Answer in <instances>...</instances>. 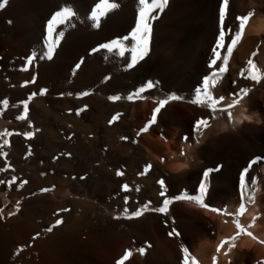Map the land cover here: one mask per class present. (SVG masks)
Segmentation results:
<instances>
[{"label":"bare ground","instance_id":"bare-ground-1","mask_svg":"<svg viewBox=\"0 0 264 264\" xmlns=\"http://www.w3.org/2000/svg\"><path fill=\"white\" fill-rule=\"evenodd\" d=\"M58 1L61 9L70 7L76 12L72 18L76 25L65 32L53 58L45 62L34 61L29 66L32 52L28 54L25 47L53 6L30 0L13 35L6 32L0 18V98L21 112L23 102L28 101L27 117L38 131L32 142L38 152L34 155L42 163L60 153L63 137L70 138L84 161L96 163L91 167L85 162L83 171L90 173L85 181L67 161L54 169L45 165L42 173L24 171L29 162L18 172L0 173L5 182L16 178L11 186L0 183V264H116L129 249L133 256L126 264H182V246L199 264H257L264 260V243H260L264 241V79L252 80L248 64L252 60L264 72V0H229L224 49L217 47L223 0H168L162 11L151 13L156 18L150 21L147 57L131 71L124 68L131 62L136 41L124 38L131 36L139 21V0H114L119 6L102 18L100 27L90 19L99 0ZM249 12L254 16L228 59L227 70L221 73L224 64L211 63L214 52L226 55L231 37L228 29L234 32L236 17ZM60 31L58 26L56 32ZM113 40H123V56L118 50L101 48ZM213 74H217L213 94L225 97V105L238 98L235 94L241 90H249L231 109V119L226 113L214 114L190 102L203 80ZM149 81L156 87L142 94L145 99H126ZM44 89L47 92L41 95ZM85 92L89 94L82 95ZM173 94L183 99L171 101L161 109L157 123L141 132L158 101ZM112 96L122 98L113 101ZM80 109L85 110L77 114ZM4 110L0 108V125H7L6 120L16 123L15 112ZM112 113H119L120 119L109 125L107 118ZM201 117L209 118L210 127L196 135L193 126ZM257 158L259 162L249 168L247 177L255 203H248L241 196L240 181L244 169ZM149 164L151 170L141 175L143 166ZM122 170L125 173L117 175ZM160 180L167 189L165 196L160 195L164 190ZM204 182L208 185L205 203L210 207L235 213L242 202L247 204L248 211L239 219L257 239L242 236L228 256L223 255L227 246L218 254L220 241L237 231L234 217L192 201H175L167 215L149 210L127 218L149 202V208L155 209L166 197L198 195ZM173 229L179 237L168 235ZM141 247L146 249L143 255L137 251Z\"/></svg>","mask_w":264,"mask_h":264},{"label":"snow or ice","instance_id":"snow-or-ice-1","mask_svg":"<svg viewBox=\"0 0 264 264\" xmlns=\"http://www.w3.org/2000/svg\"><path fill=\"white\" fill-rule=\"evenodd\" d=\"M168 0H139V3L141 5L139 10V21L134 29V31L131 33L130 37H125L124 39H132L136 41V47L131 49L132 57H131V63L128 65V67H133L139 60L143 59L149 50V41L152 31V25L151 20L155 19V16H152L151 13H153L155 10H163V8L167 5ZM7 4V0H0V8L5 7ZM119 5L114 2V0H99V2L95 5L93 11L90 14V19L93 21V24L95 27H100L102 18L106 17L108 13L116 9ZM229 12V0H223V7L221 9L220 13V23H221V31L219 35V41L217 47L219 49L225 48V31L223 28L224 19L228 15ZM76 16V12L70 8V7H64L60 11H57L48 21L47 24V41H46V51L39 54L40 59H48L51 60L53 58V55L55 54L56 48L60 45L61 40L64 38L65 33L63 31L56 32V28L60 25H66L69 23V21ZM254 16L253 12H249L244 16L236 17L238 21L237 29L233 32L232 29H228V32L231 33L230 37V43L226 48V55L221 56L220 51L214 52V59L211 61L213 65L216 64L217 61H221L224 64V68L219 69V71L222 73L227 70V64L228 59L231 57L233 50L236 48V46L239 44V42L242 40V38L245 35L246 28L248 27L250 21L252 20ZM101 48L107 49L108 51H115L118 50L119 54L123 56L125 54V48L123 45V40H113L112 42L108 44L101 45ZM99 49H94L93 51H98ZM37 52L33 51L32 54L27 59V64L31 66L33 62L37 59ZM83 61H81L82 63ZM249 64V76L254 81H260L261 79H264V72H261L257 66L253 63L252 60L248 61ZM80 64L78 63L76 65V68H79ZM24 70H27L25 68ZM33 83L35 80L32 81ZM217 84V74H213L209 76L208 78L203 80L202 88L197 89L195 93V98L192 99L190 102L192 104L209 108L211 111L215 113H226L228 118H232V111L231 109L238 106L243 98L248 95L249 90L243 89L240 93L235 94L238 98H233L230 103H227L226 105L223 104L225 97L223 96H215L213 94L215 86ZM156 87V84L149 81L145 86L139 88L136 92L129 94L126 99L129 101H135V100H143L145 97L142 95L144 92H146L148 89ZM47 90H41L40 94L44 95L46 94ZM89 93L85 92L82 93V95H88ZM36 93H33L32 96L34 97ZM122 97L120 96H112L110 97L113 101H118ZM31 99V97H30ZM183 99L181 96L177 95H170L166 99L158 101L157 107L153 109V114L151 116V119L148 121V123L145 125L144 128L141 129V132H147L149 128H151L153 125L157 123V117L161 112V109L165 108L166 105H168L171 101H178ZM0 105H2L3 109H7L9 106V101L4 99L0 101ZM24 110L23 114L18 117L20 120L27 119L28 114V101L23 102ZM85 109H80L79 112L84 111ZM3 112L0 111V115H2ZM120 119V114H116L113 116V118L109 121V123H114L117 120ZM210 127L209 118L201 117L200 119L196 120L193 131L196 135H202L203 130ZM13 135V133L5 130V132L0 133V137H4L3 144H0V149H2L4 146H7L10 144L9 140L7 139L8 136ZM25 136L28 138H31L34 133L28 132L24 133ZM123 139H127L124 137ZM184 140H187L188 137H183ZM30 154V153H29ZM183 155V153H181ZM0 155H3L5 158L7 157L6 152L0 151ZM259 158L253 160L249 164V168L258 163ZM249 168H245L240 181V187H241V196L242 198H247L248 203H255V193L249 192V181L247 179ZM151 169V165H147L144 169V172L141 173V175L147 174V172ZM2 171H6L7 169H0ZM212 171V170H209ZM209 171H206L204 173L205 180L209 176ZM117 175H123V172H118ZM0 183H7L9 186L16 183V178H13L12 180H9L7 182L0 180ZM24 183H27L26 181ZM158 183L161 185V187L164 189L161 191L160 195L165 196L167 189L164 187V181L160 180ZM123 189L125 191H129L128 185H124ZM44 191H48V189H44ZM208 191V185L206 182L201 183L199 188V194L198 195H188L187 193H182L180 195H177L173 198H165L163 200L162 206L150 209L149 202L148 204H145L142 208L134 211L131 216H128L127 218H133V217H140L142 216L146 211L152 210L156 211L162 214L167 215L169 213V206L172 205L175 201H192L197 203L200 207L208 209L212 212H215L217 214L225 215V216H232L234 217V224L237 228V231L234 235L230 237H226L220 241V243L216 247V252L219 254L222 252L223 249H225V246H227V251L223 252V255L228 256L229 253H231L236 247H237V241L242 236H248L252 239H257V237L248 230V227L243 225L240 222L239 217H242L245 215V213L248 211L247 204L241 203L239 205V208L235 213H230L226 209H219V208H212L208 204L205 203V196L207 195ZM17 211H19V206L17 205ZM3 213V208H0V214ZM15 213H10V215H14ZM125 215H127V210H125ZM119 217H117L118 219ZM256 218L254 217L253 220ZM227 222V221H225ZM57 224L62 223V220H57ZM52 228H49L48 231H51ZM169 236H176L179 237L180 233L173 229L171 232L168 233ZM260 243H264V241H260ZM151 247V245H149ZM20 251H23V249H19L17 252V255ZM141 255L146 253V249L141 247L137 250ZM182 252H183V258H182V264H199V261L196 259L195 256L191 254L189 249L187 247L182 246ZM133 256V252L131 249L126 250L125 254L117 260L116 264H126L127 261H129ZM216 258H214L215 261ZM229 264H231V261H229ZM257 264H264V260L258 261Z\"/></svg>","mask_w":264,"mask_h":264},{"label":"rangeland","instance_id":"rangeland-1","mask_svg":"<svg viewBox=\"0 0 264 264\" xmlns=\"http://www.w3.org/2000/svg\"><path fill=\"white\" fill-rule=\"evenodd\" d=\"M37 0H34V2H36ZM30 0H7V4H6V6L5 7H3V8H0V18H1V20H2V23L4 24V26H5V30H6V32L9 34V35H13L14 34V32H15V27H16V22L18 21V19H19V17H20V15L22 14V12H23V9H24V6L25 5H29L30 3ZM27 3V4H26ZM44 3L45 4H49L50 6H53V8L48 12V14H47V16L43 19V21H42V26H41V29H40V31L39 32H36L35 34H34V36L32 37V40L29 42V43H27V45H26V49L25 50H30V51H28V54H29V52H33V51H36L37 52V54L39 55V53H42V52H44L45 50H46V39L45 38H47V24H48V20H50V18L57 12V11H60L61 10V3L58 1V0H44ZM47 18V19H46ZM74 19L72 20H70L69 21V24H66V27H65V25L63 26V25H60V28H61V31H63L64 33L65 32H67L68 30H69V28L71 29V28H74V26L76 25V23H74ZM76 22V21H75ZM72 24V25H71ZM74 24V25H73ZM45 25V26H44ZM70 25V26H69ZM68 27V28H67ZM43 28V29H42ZM66 28H67V30H66ZM43 32V33H42ZM40 33V34H39ZM42 37H43V40H42ZM45 37V38H44ZM44 43V44H43ZM40 44V45H39ZM40 47H39V46ZM37 47V48H36ZM39 48H41V49H39ZM39 52V53H38ZM147 56H145L144 58H143V60L146 58ZM48 59H40L39 58V56H37V59L35 60V61H37L36 63H40V62H45V61H47ZM143 60H139V62H137L138 64L141 62V61H143ZM129 63H131V62H129ZM129 63L127 64V65H129ZM136 63V64H137ZM134 65L133 67H128L126 64V66L128 67H126L125 65H123V66H125V68H124V70H128V71H131V70H133L137 65ZM131 69V70H130ZM112 77V75L110 74V77L108 76V77H106V79H105V82H107L108 80H109V78H111ZM108 78V79H107ZM5 98L3 97V98H0V101H2V100H4ZM1 107V110H4L3 109V107H2V105H0ZM10 107V108H9ZM8 110H6V111H11V113H14L15 112V114H13V115H15V117L17 118L16 120L17 121H19V122H22V123H17V121H16V123H14L15 122V120H14V124L12 123V121L13 120H6V123H8L7 125L5 124V125H0V127L1 126H3V128L6 126V128H2L1 127V131L2 130H4L3 132H5V129L6 130H8L9 128H10V130H8L9 132H11V133H13V132H15V133H13V135H11V137L13 138H11L10 136L9 137H7L8 139L10 138V140H9V142L11 141V143L9 144V145H7V146H5V147H3L2 149H0L2 152H4L5 150V152H8L7 154H9V155H7L8 157H6L7 158V160H5L6 158L4 157V156H2V155H0V169H6L5 167H7L8 168V170H6V171H4V172H2V170H0V173H15V172H18V170H19V168L20 167H22L23 165H27V163H28V166H23V170L24 171H38L39 173H42L43 171H44V169H45V167L46 166H48V164H49V166L51 167V168H55V167H57V166H59V165H61L63 162H66V163H68V164H71L72 166H75V168H77L78 169V176H79V179L80 180H86V177L88 178L89 176H90V173L89 172H85L86 170H84L83 171V167L84 166H87L88 165V163L89 164H91L92 166L91 167H93V165L95 166V163H96V161L95 160H91V159H87V158H85L86 160L84 161V158L83 157H81L79 154H78V152L76 151V149H74L73 148V145H71V143H70V138H68V137H63L64 139H63V142H64V147L61 149V150H59L60 151V153H58L57 155H55V157H53V158H51V160L49 161V163H42L43 162V160H41L40 158H38L37 157V155H34V153L35 154H38V152H37V148L34 146V143H32V142H34V140L36 139V137H37V135H38V131H37V129H35V127H33V124H32V122L29 120V118L27 117V119H28V121H27V119H25V120H20V119H18V116H20V115H22L23 114V112H21V110H18L17 108H15L13 105H11L10 103H9V106H8ZM13 109V110H12ZM18 110V111H17ZM5 111V110H4ZM3 112V111H2ZM22 113V114H21ZM116 114H114V113H112V114H110L109 116H108V118H107V121H108V124L110 125V123H109V121L113 118V116H115ZM1 118V117H0ZM2 120V118L0 119V121ZM9 121V122H8ZM11 121V122H10ZM4 122H5V120H4ZM24 122V123H23ZM10 123H12L13 125L12 126H10L9 124ZM115 123V122H114ZM114 123H111L112 125L114 124ZM18 127H17V126ZM20 125V126H19ZM25 125V126H24ZM16 126V127H15ZM14 128V129H13ZM16 128V129H15ZM13 129V130H12ZM32 129H34V130H32ZM20 130H21V133H20ZM23 130V131H22ZM25 130V131H24ZM27 130V131H26ZM32 130V131H31ZM0 131V133H2ZM19 131V132H18ZM32 132V133H34V132H36V133H34V135L31 137V139L30 138H28L27 136H25L24 135V132ZM18 133V134H17ZM15 134V135H14ZM22 134V135H21ZM17 135H18V137H17ZM23 135H24V137H23ZM14 136V137H13ZM16 136V137H15ZM27 138V140H25L24 141V139H26ZM35 137V138H34ZM15 138H16V140H15ZM22 138V139H21ZM3 137H0V144H2V142H3ZM21 139V140H20ZM22 141H24V145H23V142ZM69 141V142H68ZM18 142V143H17ZM31 142V143H30ZM22 143V144H21ZM31 145H30V144ZM70 143V144H69ZM19 144V145H18ZM28 144V145H27ZM34 147V149H33V147ZM7 147V149H5L4 150V148H6ZM9 147H12V148H9ZM18 148V150H17V148ZM27 147V148H26ZM71 149H73V150H71ZM32 150H31V149ZM65 148V149H64ZM9 149V150H8ZM29 149V150H28ZM23 150V151H22ZM26 150V151H25ZM28 150V151H27ZM30 150L32 151V152H30ZM36 150V151H35ZM66 150H69V151H66ZM75 150V152H73ZM34 151V152H33ZM62 151V152H61ZM13 154H12V153ZM17 152V153H16ZM19 152V153H18ZM64 152V153H63ZM11 153V154H10ZM30 153V154H29ZM32 153V154H31ZM62 153V154H61ZM67 153V154H66ZM65 154V155H64ZM68 154H70V155H68ZM79 157H78V156ZM30 156H32V157H30ZM71 156V157H70ZM3 159H2V158ZM30 159H29V158ZM60 157V158H59ZM14 158V159H13ZM25 158H27V159H25ZM2 159V160H1ZM14 161H13V160ZM23 159H25V160H23ZM34 159H35V162H34ZM39 159V160H38ZM55 159V160H54ZM61 159V160H60ZM64 159V160H63ZM70 159H72L71 161H70ZM78 159V161H76ZM11 160V161H10ZM41 160V161H40ZM59 160V161H58ZM73 160L75 161V162H73ZM6 161V162H5ZM7 161H8V163H7ZM13 161V162H12ZM39 161V162H38ZM61 161H63V162H61ZM9 162H11V163H9ZM58 162V163H57ZM87 163V165H86V163ZM93 162V163H92ZM95 162V163H94ZM15 165H14V164ZM26 163V164H25ZM40 163V164H39ZM52 165H51V164ZM73 163H75L74 165H73ZM77 163V164H76ZM82 163V164H81ZM84 163V164H83ZM4 164V165H3ZM8 164H10V165H8ZM31 164V165H30ZM56 164V165H55ZM36 165V166H35ZM43 165V166H42ZM46 165V166H45ZM9 166V167H8ZM15 166V167H14ZM31 166V167H30ZM32 166H34V167H32ZM39 166V167H38ZM80 166H81V168L82 169H80ZM14 167V168H13ZM27 167H29V168H27ZM44 167V168H43ZM144 168H146L145 166H143ZM42 168V169H41ZM144 168H142L141 170H142V172H144ZM248 168H249V166H248ZM10 169V170H9ZM13 169V170H12ZM26 169V170H25ZM12 170V171H11ZM151 170V169H150ZM149 170V171H150ZM81 171V173H79ZM82 172H84V173H82ZM118 172H123V174L125 173L124 172V170H122V171H118ZM117 172V173H118ZM148 173V172H147ZM84 174H86V175H84ZM15 175H18V174H13V177H15ZM120 176V175H119Z\"/></svg>","mask_w":264,"mask_h":264}]
</instances>
